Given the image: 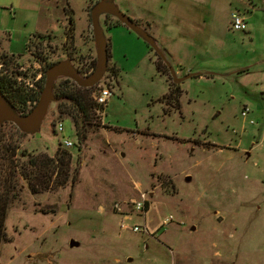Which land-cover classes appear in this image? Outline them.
Returning <instances> with one entry per match:
<instances>
[{"label": "rangeland", "instance_id": "1", "mask_svg": "<svg viewBox=\"0 0 264 264\" xmlns=\"http://www.w3.org/2000/svg\"><path fill=\"white\" fill-rule=\"evenodd\" d=\"M99 1L0 0L1 73L34 92L46 64L73 57L81 73L89 71L96 61L90 11ZM116 3L175 73L210 58L200 52L204 32L213 54L221 50L215 37L239 34L220 12L203 26L199 0ZM113 22L100 17L108 65L94 92H112L103 107L90 96L89 117L80 119L69 103H51L33 136L0 125V143L16 149L0 154V176L15 172L0 264H264V122L241 116V95L257 78H191L179 91L143 39L124 25L106 30ZM261 34L253 40L257 52ZM251 50L239 41L233 54ZM70 84L72 93L92 94ZM63 139L75 144L68 155ZM251 148L252 157L244 151ZM49 160L63 165L60 176ZM143 198L146 211L136 213Z\"/></svg>", "mask_w": 264, "mask_h": 264}, {"label": "crops", "instance_id": "2", "mask_svg": "<svg viewBox=\"0 0 264 264\" xmlns=\"http://www.w3.org/2000/svg\"><path fill=\"white\" fill-rule=\"evenodd\" d=\"M233 1L234 3H230L229 0H199L200 4L198 5H200L202 9V25L206 26L207 23H212L211 20L215 19V15H218L219 12L224 15V18H226L225 22L230 25V15H232L233 12L238 11L243 14L247 23L246 32L229 35L228 30H226L227 34L224 33L222 37H215L217 41L222 40L220 41L221 50H218L215 54L207 52L212 37L209 30L204 32V44L200 45V52L210 58L200 60L199 63L197 62V58H194L193 61L191 60L192 62L187 65H184L183 63L184 70L182 72L181 70H178L176 71V74L184 77L189 74H194L191 78H196L198 80L212 79L214 76L225 77L233 74L237 78L245 76H253L254 78H257L254 86H252L254 92L253 90L245 92L244 95H241V98L245 102L243 104L244 107H248L247 104L252 103L257 110L255 113L250 111L248 117L250 116L252 121H254L253 118H255L256 120L264 122V47L257 52L258 50L255 49V44H253L254 39H259L258 35L261 32L262 37L260 39L264 42V0ZM229 38L231 41H229ZM239 41H241L243 46L247 45V42L250 43L252 50L233 54V51L237 50ZM212 60H215L216 64L222 68L212 66L214 64L209 62ZM202 61H205L204 64ZM182 92L183 98H185L187 93L184 92L183 89ZM244 151L248 156H253V148Z\"/></svg>", "mask_w": 264, "mask_h": 264}, {"label": "water", "instance_id": "3", "mask_svg": "<svg viewBox=\"0 0 264 264\" xmlns=\"http://www.w3.org/2000/svg\"><path fill=\"white\" fill-rule=\"evenodd\" d=\"M109 15L115 20L126 26L137 37L143 39L149 44L152 49L166 64V68L175 85L181 84L193 77L194 74H189L185 77H177L171 65L166 61L162 53L159 51L154 39L145 31V29L138 26L130 17L121 13L115 0H100L92 7L90 11V20L92 24V33L95 42L96 64L95 68L89 75L82 76L78 70L71 64L70 60L62 61L50 66L45 73V83L41 91L40 98L36 102L33 109L26 115L17 111V109L6 99V96L0 92V125L12 124L26 136H33L40 132L45 116H47L50 104L57 102L54 95L55 81L60 79H69L78 88H91L101 82L103 76L107 71L108 65V43L105 38L103 28L100 25V17ZM70 248H77L78 243L70 240Z\"/></svg>", "mask_w": 264, "mask_h": 264}, {"label": "trees", "instance_id": "4", "mask_svg": "<svg viewBox=\"0 0 264 264\" xmlns=\"http://www.w3.org/2000/svg\"><path fill=\"white\" fill-rule=\"evenodd\" d=\"M106 17L112 18L109 15H107ZM120 25H123V24H121L120 22H118L117 20L114 19V22L112 24H107L105 27H106V30H108V29H111L113 27L117 28ZM40 38H42V37H40ZM148 46H149V44H148ZM149 50L153 51L152 49H150V47H149ZM69 56H71V54H69ZM160 60L163 61L161 58H160ZM95 64H96V61L92 64V67L90 68L89 71L84 72V73H81L79 71V73L81 75H83V74L90 72L92 69L94 70ZM52 65H53V63H50V64H46L43 67L42 79L36 83L37 90H35L34 92L24 88V85H22V83H17L16 78L9 77V76H7L6 73L2 74L0 72V92L6 96V99L17 109L18 112L23 113V115L28 114L31 111V109L33 108L34 104L38 101V98H40V94H41V91L43 90V86H44L45 73H46L47 69ZM163 67H164V70L166 71V73H168V69L166 68V65ZM69 84L72 85L74 83L69 79H63V80L59 81V83H56L54 86V94L57 97V99H59L58 103H59L60 107H63L64 103H69L72 107H74L76 115L81 116L80 119L81 118L87 119L89 117V109L88 108H90L91 106L88 103V100L90 99V96H92L91 97L92 102L95 106L103 107V106L97 105L94 102L93 94L96 93V92H94L95 86H93L91 88H86V89L79 88L80 90L85 91V93L92 91V94L89 95V97H86L84 95H79L77 93L70 92L68 90V87H67V85H69ZM173 87H175V89H179V91H181L178 84L177 85L173 84ZM64 111H67V110H65V107H64ZM74 123H75L76 129H77V132H78L77 135L80 134V136L82 137L83 131L81 130V127H79L78 119L75 118ZM59 146H60V148H62L61 144ZM15 150H16L15 147L10 149L9 145H5L4 143H2V144L0 143V154H1V152L5 153V154H7L9 152V154L11 156H13ZM61 150L64 151L63 154L67 153V155L69 154L68 152H71V151L65 150L63 148ZM34 162L35 161H31L32 164ZM49 162L51 164H53V168H54L53 170L57 169V173H58L57 176H60L62 173V169H63L62 166L63 165L61 163L60 164H54V161H52V160H49ZM35 168H38L37 165H35ZM14 174H15V172L13 169V170L9 171V173L6 175V177L0 176V244H1V242L4 241V238H5L4 221H6L5 220V214L7 211L8 204L10 203L9 201L11 198L12 190L14 189V186H15V183H14V178H15L14 176L15 175ZM52 174H51V176H52ZM24 176L26 177V175H24ZM145 211H146V208H145Z\"/></svg>", "mask_w": 264, "mask_h": 264}, {"label": "built area", "instance_id": "5", "mask_svg": "<svg viewBox=\"0 0 264 264\" xmlns=\"http://www.w3.org/2000/svg\"><path fill=\"white\" fill-rule=\"evenodd\" d=\"M230 27L233 31H237L238 33L246 32L247 23L243 17V14L239 13L238 11L233 12L232 15H230ZM111 95H112V92L109 89L107 88L100 89L96 93L93 94L94 102L97 105L104 106V104L111 97ZM249 113H250V109L248 107H244L241 112L242 118L247 119ZM253 122L254 121L250 119L249 123L253 125ZM56 132L58 134H62L64 132V127L62 123H59V122L57 123ZM60 144L62 148L65 150H70L75 146L74 142L70 139H63ZM144 200L145 199L143 198L142 200L134 204L133 208L136 213H145L146 202ZM126 220H128V218H126ZM122 227L133 233H143V234L146 233L144 231V227L139 226V225H133L128 228L125 225H122Z\"/></svg>", "mask_w": 264, "mask_h": 264}, {"label": "flooded vegetation", "instance_id": "6", "mask_svg": "<svg viewBox=\"0 0 264 264\" xmlns=\"http://www.w3.org/2000/svg\"><path fill=\"white\" fill-rule=\"evenodd\" d=\"M116 1L117 0H115V4L117 5V3H116ZM103 16H107V15H103ZM38 34H36V36H37ZM35 36V35H34ZM8 53H6L5 55L6 56H3V59L2 60H4V61H7V62H9V55H7ZM11 57L13 56L12 54L10 55ZM66 60H70L72 63V65L74 66V59L72 58V57H66L65 58V60H59V61H57V62H55V63H58V62H62V61H66ZM4 64H5V62H3ZM55 63H53V64H55ZM75 67V66H74ZM76 68V67H75ZM1 69V68H0ZM77 69V68H76ZM78 70V69H77ZM1 72V71H0ZM78 72H79V70H78ZM80 74V73H79ZM81 75V74H80ZM82 76H84V75H82ZM40 78H42V75L40 76ZM60 79V78H59ZM58 79V80H59ZM45 80H46V77H45ZM45 80H44V83H45ZM57 80V81H58ZM60 80H62V79H60ZM55 83H56V81H55ZM54 86H55V84H54ZM53 91H54V89H53ZM55 95V94H54ZM56 97V96H55ZM57 98V97H56ZM59 101H57V102H52V103H58Z\"/></svg>", "mask_w": 264, "mask_h": 264}]
</instances>
